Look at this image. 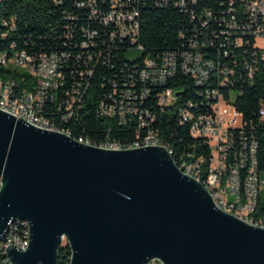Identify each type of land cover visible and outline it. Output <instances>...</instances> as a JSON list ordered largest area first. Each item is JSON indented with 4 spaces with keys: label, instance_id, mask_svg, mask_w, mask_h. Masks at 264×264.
Segmentation results:
<instances>
[{
    "label": "built area",
    "instance_id": "built-area-1",
    "mask_svg": "<svg viewBox=\"0 0 264 264\" xmlns=\"http://www.w3.org/2000/svg\"><path fill=\"white\" fill-rule=\"evenodd\" d=\"M52 1L59 4L68 0ZM69 1L84 10L81 13L88 21L79 25L76 35L69 24H63L62 35L69 39L63 49L33 53V62H26V54L32 53L18 49L16 43H11L15 55H3L0 50V61L17 59L14 71L25 74L24 66H33L34 77L43 78L42 86L26 89L0 74V109L16 118L34 117L39 128L41 124L68 125L72 113H79L97 67L111 65L120 77L115 76L117 80L112 81L103 77L110 88L98 100L96 115L114 118L119 125L132 127L134 143L143 142L136 139V131L145 130L144 134H152V141L146 142L149 146L164 147L151 128L154 115L145 105L151 88L160 89L155 98H164L161 109H175L178 122L188 127L189 136L209 149L205 167L202 156L180 161L190 171V177L212 189L217 206L237 211V216L258 226L259 215H253L258 196L254 194V187H261L264 194V170L258 168V141L252 127L235 108L233 94L236 85L252 78L255 61H264V0H227V7L216 14L212 10H196L197 0H153L159 6L180 8L188 17L189 31L180 32L181 43L177 49L144 58L142 64L131 61V52L135 50L134 39L138 36V6L145 0ZM75 16L78 15L70 12L65 15L70 19ZM15 23L13 16L2 19V26L7 27L2 35L15 31ZM121 23H130V30H121ZM124 42L129 43L125 48L127 59L115 65L117 46ZM209 49L228 61L221 63L218 58L212 59L206 52ZM46 56H55L57 68L46 66ZM176 73L190 77L196 94L181 100L180 88L164 86ZM59 83H68V90H59ZM101 86L105 88V84ZM40 87H48L49 95L40 96ZM61 92H68V99H61ZM37 97H45V108L36 107ZM62 101L74 102V109H62ZM108 104H116V111H108ZM64 113H71V120H64ZM260 117H264V102L260 105ZM71 132L74 134L72 127ZM114 140L117 146L118 140ZM124 149L131 147L120 148ZM233 179H241V187H233ZM9 245L26 249L24 230L18 224L0 240V261L12 264L6 255ZM147 263L161 264V260L153 258Z\"/></svg>",
    "mask_w": 264,
    "mask_h": 264
},
{
    "label": "water",
    "instance_id": "water-1",
    "mask_svg": "<svg viewBox=\"0 0 264 264\" xmlns=\"http://www.w3.org/2000/svg\"><path fill=\"white\" fill-rule=\"evenodd\" d=\"M15 217L28 244L12 264H264V228L217 206L160 145H86L0 109V240Z\"/></svg>",
    "mask_w": 264,
    "mask_h": 264
},
{
    "label": "trees",
    "instance_id": "trees-1",
    "mask_svg": "<svg viewBox=\"0 0 264 264\" xmlns=\"http://www.w3.org/2000/svg\"><path fill=\"white\" fill-rule=\"evenodd\" d=\"M220 2L221 0H197L196 10L207 9L216 14L225 9L228 4L227 0L222 1V4ZM138 7L139 29L137 39H134L135 50L133 51L138 50L140 55L133 56L134 52H131V61L142 64L144 58L155 57L162 52L177 49L181 43L180 32L187 31L188 33L189 31L186 14L174 5L159 6L153 0H145ZM83 11V9H77L69 0L60 1L59 4H55L52 0H0V50H3V55L15 54V48H11V43H16L18 49L24 48L28 53H32L26 54V62L35 61L33 53L61 50L65 47L64 42L66 44L69 42V39L62 35L61 27L63 24H69L75 31L74 35L78 34L79 25L88 21L87 17L85 18V15L81 13ZM69 12L78 16H75V19L66 18L65 15H68ZM80 15L82 16L79 17ZM12 16L15 18L16 30H9L6 35H2L7 29L2 26V19H9ZM121 30H130V23H121ZM128 46V42L117 46L119 48L115 53L113 64L117 65L120 60L127 59L125 48ZM206 52L210 54L209 57L215 60L218 58L221 63L228 61L220 56L217 57L211 49ZM6 60L0 61V74H8V79L15 80L20 88L33 89L34 78L25 72V74L16 71L11 73L4 66ZM253 67L252 78L236 85L233 104L243 120L253 129L258 141V168L264 170V117H260L259 114L260 105L264 102V61L258 59ZM96 71L98 72L91 79L85 92L79 113H72V120L71 113H64V120H71L68 125H62V127L59 124L53 125L58 131L95 145L115 143L114 139L118 140V144L134 143L132 127L119 125L114 118L96 115L98 100L102 98L103 92L110 88L108 81H104L103 77L111 81L120 77L119 71L112 68L111 65H99ZM101 84H105V88ZM164 86L180 88L181 100H185L189 94H196L197 90L190 77L180 73H176L174 78L168 80ZM59 90H68V83H59ZM159 90L156 87L151 88V95L145 103L154 115L151 128L155 131V135H158L160 142L171 151V156L176 163L180 157L183 160H189L202 156L205 158L203 163L205 167L208 163V147L189 136L188 127L178 122L175 109H161L164 102L161 101V98H155ZM224 94L228 95V92H224ZM61 99H68V92H61ZM43 108H45V101ZM62 109H74V102L62 101ZM108 111H116V104H108ZM71 127L74 134L71 132ZM144 133L145 130L136 131V139L144 138L147 135ZM253 215H259L264 219V194L261 192ZM70 256L71 251L67 244L58 246L57 264H69ZM1 258L0 255V260Z\"/></svg>",
    "mask_w": 264,
    "mask_h": 264
},
{
    "label": "bare ground",
    "instance_id": "bare-ground-1",
    "mask_svg": "<svg viewBox=\"0 0 264 264\" xmlns=\"http://www.w3.org/2000/svg\"><path fill=\"white\" fill-rule=\"evenodd\" d=\"M256 1H263V0H256ZM12 55H15V54H12ZM30 62H33V60ZM4 66L11 73H13L15 66H17V59H7ZM46 66H48L49 68H57V60H55V56H46ZM24 72L27 73L28 75H31L34 78L35 86H42L43 85V78L34 77L33 66H24ZM2 74H3V78H5V80H9L8 74H6V73H2ZM48 95H49V88L48 87H40V96H48ZM44 101H45V97H37L36 98V107L37 108H43ZM161 101L164 102V98H161ZM259 114H260V111H259ZM22 119H24L27 122H29L30 124L38 127V122H35L34 117H22ZM40 128L50 130V131L61 132V131H58L53 124H41ZM61 133L71 137L67 133H64V132H61ZM71 138H73V137H71ZM73 139H75V138H73ZM75 140L80 142V143L86 144V145L96 146V147H100V148H104V149L112 148L114 150H120V148H127V147L138 148V147L149 146V143H146V142L152 141V134H147L144 138H142L140 141H143V142L132 143V144H128V145L117 143V146H115V143H105L102 145H95V144H91L89 142H85L80 138L75 139ZM164 147L167 149L168 153L171 155V151L168 150V148L165 145H164ZM180 161H188V160H183L180 157L177 160L178 164L175 161L174 162L177 165V167L184 174H186L190 177V171H187V167H184V165ZM196 180L199 181L198 179H196ZM199 182L202 184V181H199ZM202 185L206 188L205 184H202ZM233 187H241V179H233ZM206 189L209 191V193H210V195H211V197L215 203L214 192H212L211 188H206ZM260 192H261V187H254V194H258V196H259ZM258 196H257V198H255V206L257 204ZM219 207L221 209H223L224 211L237 216V211H231V210L227 209V207H225V206H219ZM237 217L246 221V218H243V216H237ZM259 221H261V223H258V226L264 228V219L259 217ZM17 224H18V226H21L22 229L24 230V248H26L27 244H28V231H29L27 220L19 218V217H15L14 220L10 223V227L8 228L7 232H12V229L17 227ZM5 235L3 237H5ZM9 263H11L10 260H9ZM1 264H8V261H2ZM146 264H150V263H146ZM161 264H163L162 260H161Z\"/></svg>",
    "mask_w": 264,
    "mask_h": 264
},
{
    "label": "rangeland",
    "instance_id": "rangeland-1",
    "mask_svg": "<svg viewBox=\"0 0 264 264\" xmlns=\"http://www.w3.org/2000/svg\"><path fill=\"white\" fill-rule=\"evenodd\" d=\"M132 55H133V56H139V55H140V52L136 51V52H134ZM64 244H66V239H65V238H63V239L61 240L60 245H64Z\"/></svg>",
    "mask_w": 264,
    "mask_h": 264
}]
</instances>
